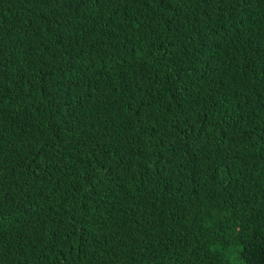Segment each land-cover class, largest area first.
<instances>
[{"label":"trees","instance_id":"obj_1","mask_svg":"<svg viewBox=\"0 0 264 264\" xmlns=\"http://www.w3.org/2000/svg\"><path fill=\"white\" fill-rule=\"evenodd\" d=\"M0 264H264V0H0Z\"/></svg>","mask_w":264,"mask_h":264}]
</instances>
